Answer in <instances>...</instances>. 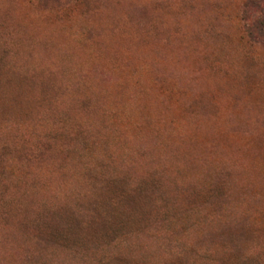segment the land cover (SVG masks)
I'll list each match as a JSON object with an SVG mask.
<instances>
[{
    "label": "rangeland",
    "instance_id": "rangeland-1",
    "mask_svg": "<svg viewBox=\"0 0 264 264\" xmlns=\"http://www.w3.org/2000/svg\"><path fill=\"white\" fill-rule=\"evenodd\" d=\"M0 264H264V0H0Z\"/></svg>",
    "mask_w": 264,
    "mask_h": 264
}]
</instances>
